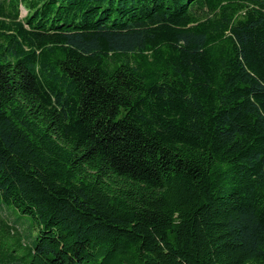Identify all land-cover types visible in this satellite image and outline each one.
Returning a JSON list of instances; mask_svg holds the SVG:
<instances>
[{"label": "trees", "instance_id": "16d2710c", "mask_svg": "<svg viewBox=\"0 0 264 264\" xmlns=\"http://www.w3.org/2000/svg\"><path fill=\"white\" fill-rule=\"evenodd\" d=\"M3 208L0 264H264V0H0Z\"/></svg>", "mask_w": 264, "mask_h": 264}, {"label": "rangeland", "instance_id": "374dc122", "mask_svg": "<svg viewBox=\"0 0 264 264\" xmlns=\"http://www.w3.org/2000/svg\"><path fill=\"white\" fill-rule=\"evenodd\" d=\"M26 13V10L23 8V14ZM10 211L12 212V219L11 223L17 228L22 229L24 231L23 241H26L27 235L31 232L33 226V220L30 216H21L18 211H15L13 207H9ZM1 217L8 220L10 217L9 211L6 209H2L0 211ZM21 231V230H20ZM22 231V232H23ZM37 233V232H36Z\"/></svg>", "mask_w": 264, "mask_h": 264}]
</instances>
